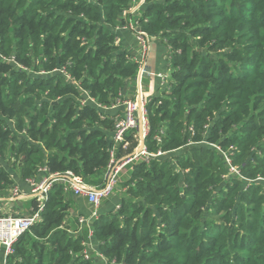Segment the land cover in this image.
Wrapping results in <instances>:
<instances>
[{
    "label": "trees",
    "instance_id": "16d2710c",
    "mask_svg": "<svg viewBox=\"0 0 264 264\" xmlns=\"http://www.w3.org/2000/svg\"><path fill=\"white\" fill-rule=\"evenodd\" d=\"M144 2L137 21L169 52V88L145 106L146 150L163 154L140 157L119 208L93 220L98 264H264V0ZM132 3L0 0V194L43 168L103 174L102 107L135 94L138 65L115 44ZM65 203L54 183L0 264H97Z\"/></svg>",
    "mask_w": 264,
    "mask_h": 264
},
{
    "label": "built area",
    "instance_id": "2783aa9c",
    "mask_svg": "<svg viewBox=\"0 0 264 264\" xmlns=\"http://www.w3.org/2000/svg\"><path fill=\"white\" fill-rule=\"evenodd\" d=\"M145 6L144 0H133L132 5L123 11V15L127 17L125 21L116 28V32L119 30L130 31L134 35V39L138 44L141 51V56L146 58L150 39H152L140 26L137 21ZM115 44L119 45V41L115 38ZM129 59L138 65V71L135 81L138 86L147 77L157 76L163 78V74L151 72L148 69L145 61L138 60L133 56H129ZM87 100L95 107H100L92 98ZM147 99L143 96L142 92L135 93L132 97H125L124 99L117 101L115 104L109 107H102L103 109H112L114 107L121 106L123 111L120 114L115 115L113 119V128L111 130L110 141L111 145L108 148V163L103 172V181L98 185H93L85 182L78 174L73 171L67 170L61 173H46V169H41L39 173L42 175L39 178L28 177L24 180V183L30 188V193L39 202L38 208L31 215H22L16 213H2L0 211V247L3 250L4 258L12 252V246L15 241L25 232L29 231L31 227L39 221V213L42 210L45 201L48 199V193L54 183L62 185L64 193L73 195L76 198H82L92 206V210L88 215H82L78 217L77 223L79 230L87 231V240L83 242L85 246L83 251L84 259L91 258V244L90 241L93 238L92 223L94 219L98 217V209L104 199L111 196L116 184L118 182L119 174L125 165L132 161L136 156H142L145 161L149 157H155L163 154L161 150L156 152H149L145 147V138L148 135V120L146 117L145 106ZM160 103V102H159ZM140 131V148L135 156L127 155L125 157H118V152L121 147H125V136L130 131ZM192 130V128H190ZM162 133V129L159 130ZM155 139L160 142V136L156 135ZM209 144V143H208ZM215 147L220 153L223 154L225 150L221 149L219 145L209 144ZM230 151L232 148H230ZM227 153V151H226ZM231 154L227 153L224 156L228 165H230V171L233 173H239L236 166L231 164ZM11 194L14 198H21L23 196L19 186L11 187ZM119 205H116V209ZM94 258L98 261L102 260L107 263V259L102 256L100 251L94 253ZM113 262V261H110Z\"/></svg>",
    "mask_w": 264,
    "mask_h": 264
},
{
    "label": "crops",
    "instance_id": "0c3cea01",
    "mask_svg": "<svg viewBox=\"0 0 264 264\" xmlns=\"http://www.w3.org/2000/svg\"><path fill=\"white\" fill-rule=\"evenodd\" d=\"M116 38L119 41V45H121L130 56L137 58L138 60L145 61L148 66V69L151 72L161 73L163 74V78H159L157 76H149L142 80L140 85L134 82L135 91L134 93L142 92L143 96L148 100H151L159 95L162 92L166 91L169 88V52L166 47L164 41L161 38H152L150 39L149 50L146 58L141 56L140 48L134 39V35L130 31L119 30L116 32ZM113 110L114 116L122 113L123 109L121 106L114 107ZM113 116V117H114ZM112 117V118H113ZM128 137L130 139L128 140ZM124 143L126 146L130 148L129 154L131 156H135L140 148V131H130L126 134ZM142 157V156H141ZM143 158V157H142ZM140 156H136L132 161H130L127 165L123 167L121 173L118 177V182L116 187L114 188L112 194L107 199H104L98 209V216L100 214H109L116 212V205L120 202V196H122V192L126 186H124L125 182H127L131 176L132 166L140 161ZM104 172V171H103ZM42 175L38 173L35 175V178H39ZM83 179V178H82ZM104 177L103 174L95 175L93 179L89 182V184L98 185L102 183ZM59 184V183H58ZM19 186L23 196L21 198H14L11 194V188L0 194V211L2 213H16L22 215H31L39 206V202L33 197L30 193V188L24 182H21L17 177H15V184L13 186ZM12 187V186H11ZM64 202L65 203V212L67 221L69 223L70 229L73 230V235L78 236L81 230L78 227V217L82 215H88L90 211L93 209L91 205L87 203L85 199L76 198L71 194L64 193ZM74 225V227L72 226ZM91 258H94V253L98 250V245L95 239H91ZM2 248L0 247L1 256H3ZM4 257V256H3ZM96 258V257H95ZM94 258V259H95ZM96 260V259H95ZM97 261V264L98 260ZM101 263V262H100Z\"/></svg>",
    "mask_w": 264,
    "mask_h": 264
},
{
    "label": "rangeland",
    "instance_id": "374dc122",
    "mask_svg": "<svg viewBox=\"0 0 264 264\" xmlns=\"http://www.w3.org/2000/svg\"><path fill=\"white\" fill-rule=\"evenodd\" d=\"M130 139V137H128V140ZM129 151H130V148L128 146H125V147H121V149L119 150L118 152V157L121 158V157H125L129 154ZM222 154V153H221ZM223 157L227 155L226 151L223 152ZM141 157V156H140ZM225 159V158H224ZM171 161V159H170ZM231 174L233 173L232 171H230ZM225 175H223L224 177ZM211 218L215 219V220H218V216L217 215H212ZM74 227V225H72Z\"/></svg>",
    "mask_w": 264,
    "mask_h": 264
}]
</instances>
